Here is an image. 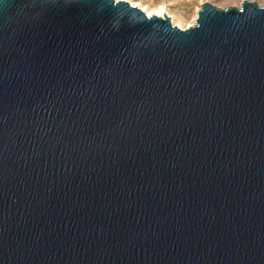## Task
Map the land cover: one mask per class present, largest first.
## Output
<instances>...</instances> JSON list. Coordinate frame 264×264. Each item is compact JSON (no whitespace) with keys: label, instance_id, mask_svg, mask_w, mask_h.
Returning <instances> with one entry per match:
<instances>
[{"label":"water","instance_id":"obj_1","mask_svg":"<svg viewBox=\"0 0 264 264\" xmlns=\"http://www.w3.org/2000/svg\"><path fill=\"white\" fill-rule=\"evenodd\" d=\"M0 264H264V6L0 0Z\"/></svg>","mask_w":264,"mask_h":264},{"label":"rangeland","instance_id":"obj_2","mask_svg":"<svg viewBox=\"0 0 264 264\" xmlns=\"http://www.w3.org/2000/svg\"><path fill=\"white\" fill-rule=\"evenodd\" d=\"M131 5L140 8L146 14L151 13L156 15L161 8L164 10V15L172 19L173 25L181 29H187L195 25V20L198 11L202 4L209 2L218 8L226 9L230 7L240 8L244 0H125ZM256 1L259 5L264 6V0H249ZM148 15V14H147ZM152 15V16H153ZM159 16V15H157Z\"/></svg>","mask_w":264,"mask_h":264},{"label":"bare ground","instance_id":"obj_3","mask_svg":"<svg viewBox=\"0 0 264 264\" xmlns=\"http://www.w3.org/2000/svg\"><path fill=\"white\" fill-rule=\"evenodd\" d=\"M164 10L161 8L158 12H155V14L156 15H159V16H162V15H164ZM148 14V16L150 17V16H152L153 14H151V13H147Z\"/></svg>","mask_w":264,"mask_h":264}]
</instances>
